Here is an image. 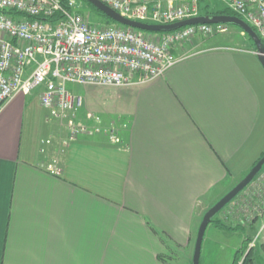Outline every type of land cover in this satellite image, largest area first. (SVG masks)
Masks as SVG:
<instances>
[{"label":"crops","instance_id":"crops-1","mask_svg":"<svg viewBox=\"0 0 264 264\" xmlns=\"http://www.w3.org/2000/svg\"><path fill=\"white\" fill-rule=\"evenodd\" d=\"M196 46H178L191 54L149 83L94 87L86 112L121 144L101 132L64 146L40 89L1 107L0 264H173L174 249L190 247L202 204L264 153L256 52ZM255 188L243 196L258 200Z\"/></svg>","mask_w":264,"mask_h":264},{"label":"built area","instance_id":"built-area-1","mask_svg":"<svg viewBox=\"0 0 264 264\" xmlns=\"http://www.w3.org/2000/svg\"><path fill=\"white\" fill-rule=\"evenodd\" d=\"M100 1L128 19L150 24L170 25L201 15L200 0ZM220 1L255 28L264 42V0ZM81 8L80 0H69L66 6L62 0H0V109L15 95L40 89L47 120L65 126L64 146L81 135L101 132L112 143H122L114 126L105 131L100 117L81 112L84 98L71 92L69 84L102 88L149 83L186 58L188 53H174L178 46L229 29L203 24L147 33L119 25H94ZM54 139L42 141V153L54 145ZM47 169L62 173L57 160Z\"/></svg>","mask_w":264,"mask_h":264},{"label":"rangeland","instance_id":"rangeland-1","mask_svg":"<svg viewBox=\"0 0 264 264\" xmlns=\"http://www.w3.org/2000/svg\"><path fill=\"white\" fill-rule=\"evenodd\" d=\"M205 1L213 10L224 7L220 0ZM81 3V12L90 23L98 26H110L106 24L101 17L93 13L88 5H85L82 1ZM152 38L155 39L154 37ZM196 42L198 43L196 50L222 46L225 48L250 52L253 49L252 42L248 37L245 34H241L240 29L234 26H229L228 31L222 35H214L211 37L197 36L194 38V44ZM252 52L254 53L253 50ZM188 54H191V52H188ZM68 89L74 94L83 97L84 101L88 99L90 94L93 95L95 90H98L94 87L75 84H69ZM81 112H86L85 104L81 109ZM56 148H59L58 141H56ZM54 160L59 161L58 158H52L49 162L51 163ZM261 176H264V168L256 178V180L258 179V182L261 181ZM244 177H246V175ZM244 177L242 176L241 178L243 179ZM236 179L237 181L233 180L232 183L223 187V191L221 190L219 197H210L207 204L206 202L202 204L200 207L201 215L198 219V227L196 226L193 243L188 248L174 249V252L172 253L173 264H192L198 234L197 232L204 215L242 180L240 177ZM261 182H264V178ZM249 186L215 218L223 222L226 227L234 228L235 230L219 228L213 224V222L207 228L202 246L200 264H244L245 259L250 253L253 260L247 264H264V203L261 202V199H264V185L260 183L251 185L252 187H256L255 190L258 189L259 186L260 189L261 186H263V189H261V192L263 193H260L262 195H260L261 197H258V200L254 199V195L258 194L256 192L252 195L253 199L251 198V194H246L245 197L243 196V194L245 195V192L251 187Z\"/></svg>","mask_w":264,"mask_h":264},{"label":"water","instance_id":"water-1","mask_svg":"<svg viewBox=\"0 0 264 264\" xmlns=\"http://www.w3.org/2000/svg\"><path fill=\"white\" fill-rule=\"evenodd\" d=\"M99 11L104 13L108 18L113 20L120 26L141 30L147 33H167L179 30L187 26L195 25H226L234 26L244 31L253 41L256 47V55L262 67L264 68V42L259 34L249 25L244 19L237 16L228 15H200L186 19L170 25H159L139 22L128 19L120 15L117 11L113 10L100 0H86ZM264 168V156L252 167L249 173L244 177L232 190H230L224 197H222L215 205H213L208 212L204 215L200 224L195 251L192 264H200L201 252L205 233L209 225L214 221L216 216L227 207L241 192H243L262 172Z\"/></svg>","mask_w":264,"mask_h":264},{"label":"trees","instance_id":"trees-1","mask_svg":"<svg viewBox=\"0 0 264 264\" xmlns=\"http://www.w3.org/2000/svg\"><path fill=\"white\" fill-rule=\"evenodd\" d=\"M68 1L69 0H62L63 2V5L66 6L68 4ZM82 1L85 5H88L91 9V11L95 14H97L99 17H101L105 22L106 24L108 25H118L117 23H115L113 20H111L110 18H108L104 13H102L101 11H99L97 8H95L93 5H91L89 2H87L86 0H80ZM199 7H200V14L201 15H228V16H237V17H240L242 18L239 14H237L236 12L232 11L231 9L227 8V7H222V8H219L217 10H213L211 8V6L209 4H207V2L205 0H200V4H199ZM243 19V18H242ZM255 29V28H253ZM241 33H244L248 39L252 42V46H253V51L256 52V47L253 43V41L251 40V38L242 30H240ZM264 156V153L262 154V156L255 162V164ZM254 164V165H255ZM253 165V166H254ZM213 224H215L217 227L219 228H229V230H235L234 228H230V227H226L224 225L223 222L219 221L218 219H215L213 221ZM252 256H251V253L248 255V257L245 259V263L244 264H247L248 262L252 261Z\"/></svg>","mask_w":264,"mask_h":264}]
</instances>
